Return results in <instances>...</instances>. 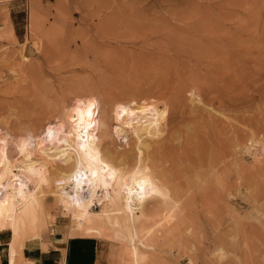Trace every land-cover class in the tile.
I'll list each match as a JSON object with an SVG mask.
<instances>
[{
  "label": "rangeland",
  "instance_id": "374dc122",
  "mask_svg": "<svg viewBox=\"0 0 264 264\" xmlns=\"http://www.w3.org/2000/svg\"><path fill=\"white\" fill-rule=\"evenodd\" d=\"M201 26L213 29L208 43ZM76 94L167 110L154 153L172 156L155 165L167 168L185 218L145 251L149 264H264V152L253 157L264 143V0H0V132L33 137ZM117 134L109 146L130 150ZM251 137L257 148L240 154ZM56 207L50 198L48 229L103 241L109 264H123L115 239L70 233Z\"/></svg>",
  "mask_w": 264,
  "mask_h": 264
},
{
  "label": "bare ground",
  "instance_id": "6f19581e",
  "mask_svg": "<svg viewBox=\"0 0 264 264\" xmlns=\"http://www.w3.org/2000/svg\"><path fill=\"white\" fill-rule=\"evenodd\" d=\"M210 26L196 29L204 43L212 40ZM188 36L185 40L190 39ZM200 44V48L204 47ZM194 92L189 93L193 105L198 103ZM93 96L76 94L61 101L58 123L33 137L0 132V234L10 237V264H19L14 261L16 249L23 250L27 243L40 239L41 232L48 229L50 222H55L57 214L51 216L47 210L50 198L57 205L60 217L70 221V233L115 239L118 258L123 264H149L145 251L180 231L185 218L179 209L181 197L171 187L167 168L161 169L158 163L161 170L157 171L159 167L156 169L155 165L158 160L166 164L169 155L172 156L169 153L161 161L154 153L166 127V108L122 103L110 106L107 100L109 105L107 102L101 105ZM118 131L129 137L130 150L125 148L128 146L125 142L120 152H116L113 142L110 144L114 147L109 146L107 138L117 136ZM252 137L246 149L241 150L245 144L237 143L239 153H248L253 143L257 148L258 143ZM262 144L258 145L260 149H254L255 160L264 152ZM204 189L206 192L207 188ZM235 202L238 203V197ZM95 206L99 211L93 209ZM68 237L72 238L71 234Z\"/></svg>",
  "mask_w": 264,
  "mask_h": 264
},
{
  "label": "crops",
  "instance_id": "0c3cea01",
  "mask_svg": "<svg viewBox=\"0 0 264 264\" xmlns=\"http://www.w3.org/2000/svg\"><path fill=\"white\" fill-rule=\"evenodd\" d=\"M14 254V261L19 264H109L110 261L107 243L91 238H69L60 226L45 230L39 241L27 243L23 250ZM11 261L8 238L2 236L0 264H10Z\"/></svg>",
  "mask_w": 264,
  "mask_h": 264
}]
</instances>
